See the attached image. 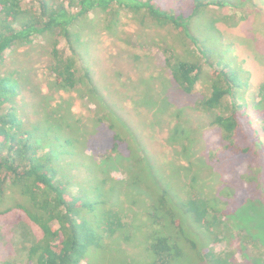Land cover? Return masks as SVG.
I'll list each match as a JSON object with an SVG mask.
<instances>
[{
    "label": "trees",
    "instance_id": "obj_1",
    "mask_svg": "<svg viewBox=\"0 0 264 264\" xmlns=\"http://www.w3.org/2000/svg\"><path fill=\"white\" fill-rule=\"evenodd\" d=\"M161 2L0 0V66L9 56L23 57L11 69L0 71V216L20 211L29 225L39 229V237L21 240H27L23 247L26 264H226L227 259L209 246L234 237L239 238L249 264H264V258L252 251L255 244L264 245V224L256 222L264 206L241 199L227 216L223 205L230 199L226 196L224 201L225 192H206L210 185L202 184L208 182L199 173L205 171L206 160L200 161V167L197 164L196 172L172 164L179 171L175 178L176 169L172 168V176L161 175L162 166L146 152H137L138 144L128 142L130 152L135 153L123 160L119 157L126 139L119 131V121L108 114L111 106L106 105V95L97 86L86 58L95 47L92 34L114 35L120 25H127L122 20L127 12L133 17L141 13V22L161 31L176 32L179 44H167L164 51L172 79L188 95L201 82L208 83L209 95L199 103V110L212 115V124L228 142L226 149L237 155L247 151L240 147L243 138H249L245 129L252 139L258 138L245 94H239L248 91L250 78L243 83L244 65L227 61L202 38L215 30L216 21L204 23L205 32L195 26L209 5L194 0L192 11L186 14L163 8ZM209 36L213 45L216 39ZM117 40L124 41L119 36ZM185 44L190 46L187 54L177 55ZM32 55L45 57L44 68L33 64ZM187 57L195 59L188 61ZM42 74L49 80L34 86L40 93L39 102L34 103L26 99L31 98L26 93ZM256 97L254 112L264 128V81ZM85 99L105 103L106 116L93 112V118L85 121L83 108L77 107ZM107 120L112 140L108 143L104 138L109 147L104 153L93 148L92 152L103 155L93 171L91 163L97 157L87 156L84 139L91 140ZM179 134L178 142L185 150L192 143L186 129L177 124L174 135ZM113 169L120 170L124 178H111ZM178 180L186 192L176 185ZM110 240L121 245L111 249L114 242L109 246Z\"/></svg>",
    "mask_w": 264,
    "mask_h": 264
},
{
    "label": "rangeland",
    "instance_id": "obj_2",
    "mask_svg": "<svg viewBox=\"0 0 264 264\" xmlns=\"http://www.w3.org/2000/svg\"><path fill=\"white\" fill-rule=\"evenodd\" d=\"M159 1H162L160 4L163 8L177 12L184 11L186 14H189L194 7V0ZM203 1L209 7L195 26L205 32L204 23L216 21L215 30L209 33L216 40L213 45H210L209 43L212 42L209 35L201 33L202 38L206 39L207 45L214 48L227 61L233 60L234 64H238L241 68L244 65L243 70L247 76L243 78V83L250 78L248 91L243 90L239 94H245L244 102L248 104L247 113L255 121L252 127L257 129L258 138L252 139L249 131L244 128L249 138H243L240 147L247 149L246 152H240L237 155L232 149H226L228 142L222 137L220 129L212 124V115L199 110V103L209 95L208 83L201 82L189 95L176 87L164 53L167 44L171 46L179 44L176 42V32L161 31L158 27L141 22V13L133 17V13L127 12L129 14L122 16L123 22L127 25H120L116 29V35L108 32L92 34L95 47L90 48L91 55H87L86 62L93 71L95 82L101 93L106 95V105L111 106L109 116L119 121V131L125 136L126 141L123 144V150H120V159H126L135 153L130 152L129 146L127 147L129 143L138 144L139 149L135 146L137 152L138 150L139 152L142 150L141 153L146 152L148 156L154 158L156 165L162 166V168L158 167L163 170L161 175L172 176L173 169H176L175 178L179 174L176 165L180 166V169L193 168L196 172L200 167V161L206 160V163L203 162L205 171L202 170L199 173L203 176V180L206 179L208 182L202 181V184L210 185L206 188V192H208L207 189L218 193L225 192L224 201L227 200L226 196L230 200L223 205V211L228 216L233 213L235 202H240L241 199L244 202L249 199L259 201L264 206V128L262 118H257L253 108L259 101L256 97L258 85L264 81V0ZM90 17L99 18L97 14H90ZM117 36L124 41H118ZM156 38L160 39V42L155 41ZM186 47L187 44L180 47L177 55L185 56L186 49L190 46ZM36 53L39 54V51L37 50ZM22 58L9 56L7 63L1 64L0 71L11 69L12 64H18L23 60ZM186 59L193 61L195 58L187 57ZM32 62L40 68L46 65L44 56L38 59L32 55ZM34 80L38 81L28 86L26 93L31 98L26 99L35 103L39 102L40 93L34 86L37 83L47 84L49 79L47 75L42 74L39 79L34 78ZM73 98L74 96L68 101L72 103ZM86 101L85 99L84 102H78L77 106L83 108L85 121L93 118L90 116L93 112L95 115L99 113V116H106L105 111L102 110L105 103L99 104L96 99L94 104L87 101L88 105ZM244 102L240 101V104ZM109 123L110 121L107 120L104 125L99 126L98 130L92 134L91 140L84 139L83 144L89 148L87 156L97 157L96 159L92 157L93 171L98 169L97 165L102 161V152L109 150L108 145H104V138L108 143L112 140L111 133L108 132ZM177 124L186 129L189 137L187 139L192 143L185 150L178 142L181 135H174ZM173 137L176 139L173 140ZM186 142L188 143V140ZM93 148L103 151L92 152ZM189 161L192 165H189ZM172 164H176V167H171ZM149 169L150 167H147V172ZM87 176L90 178L92 174L88 173ZM211 177L212 179L209 180ZM111 178L122 180L124 175L120 170L113 169ZM135 180L133 178L131 182ZM176 185L182 188L183 193L186 192L179 180ZM258 215H261V219L256 222L262 221L264 224V207L261 206ZM237 222L242 221H233V224ZM27 227L30 230L26 229ZM33 235L39 237V229L29 225L20 211L0 216V264H26L27 254L23 247ZM24 238L27 240L22 243L21 240ZM113 242L111 249L121 245L117 241L110 240L109 246ZM255 245L252 251L257 257L264 258V245L259 243ZM209 248H213L224 260L227 259L226 264H249V259L245 256L238 237L213 242Z\"/></svg>",
    "mask_w": 264,
    "mask_h": 264
}]
</instances>
